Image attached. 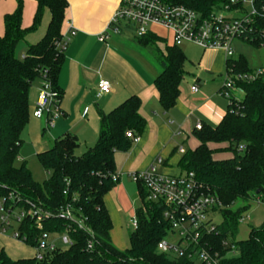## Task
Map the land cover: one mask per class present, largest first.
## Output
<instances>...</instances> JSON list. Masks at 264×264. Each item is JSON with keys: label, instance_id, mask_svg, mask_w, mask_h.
<instances>
[{"label": "trees", "instance_id": "trees-1", "mask_svg": "<svg viewBox=\"0 0 264 264\" xmlns=\"http://www.w3.org/2000/svg\"><path fill=\"white\" fill-rule=\"evenodd\" d=\"M204 15L219 0H171ZM37 9L28 29L23 27V3L18 1L16 10L4 17V33L0 36V199L9 200L24 210L57 213L70 206L71 211L84 220L80 228L76 222L58 217L42 220L27 217L20 227L27 237L26 244L36 248L42 233H67L73 244L66 250H56L45 255L42 261L33 258L13 260L0 250V264H193L186 258L172 259L157 251L158 244L166 238L169 225L162 218V208L146 202V191L138 185L143 210L137 213L138 230L130 237L126 251L117 250L111 241L112 221L104 198L115 188L118 176L115 154L127 152L132 141L128 132L141 135L146 121L140 116L141 101L137 96L128 98L108 114H100L99 135L96 145L77 156L79 147L76 136L66 134L56 139L50 149L37 155L48 175L40 184L26 165L16 166L25 131L33 111H30V92L36 82H47L57 94L60 107L62 91L58 77L64 64L62 29L67 0H36ZM50 13L44 37L28 46L22 59L16 57L17 45L40 28L45 13ZM256 36L251 45L260 47L264 38V17L254 25ZM263 39V40H261ZM141 48H150L161 69L154 81L159 102L164 112L177 103L180 85L186 76L188 60L181 48L169 46L154 34L134 37ZM253 72L243 57L226 60V76H245ZM242 98L228 99V111L221 123L213 128L203 125L193 136L199 142L194 151L184 153L179 163L182 173H194L198 182L209 187L222 203V222L216 229L215 250L219 264H264V224L252 228L249 238L235 241L242 215L250 208L253 199L264 195V75L254 81L237 83ZM224 88H221V92ZM210 144H228L233 157L215 161ZM259 193V194H258ZM241 202L242 206L233 210ZM229 240L237 255L227 257L229 248L222 242ZM92 248L89 249V245Z\"/></svg>", "mask_w": 264, "mask_h": 264}, {"label": "crops", "instance_id": "crops-1", "mask_svg": "<svg viewBox=\"0 0 264 264\" xmlns=\"http://www.w3.org/2000/svg\"><path fill=\"white\" fill-rule=\"evenodd\" d=\"M18 1L0 0V36L4 33L5 15L16 10ZM20 1L24 6L23 27L28 29L33 22L37 2ZM67 2L62 40L68 37L70 29L76 34L71 37L64 51L65 60L58 77V86L63 94L60 104L62 116L54 121L53 127L48 126L47 117L41 120L30 117L22 135L23 144L17 162L28 167V161L50 149L55 140L52 142L50 139L46 140L45 135L51 134L54 127L64 126L76 131V134L71 135L78 138L80 145L79 138L85 139L86 136L78 128L84 127L90 113L91 117L94 116V111L95 115L98 114L96 130L98 140L100 114H108L128 98L137 96L141 101L139 114L146 121V127L141 135L137 136L140 138L137 144L132 142L127 152L115 154L118 182H121L124 176L132 181L130 174L146 171L151 167L162 175H183L184 173L178 175L177 170L183 156L177 149L180 140L186 138L187 142L191 143L190 150H196L199 142L193 136V132L197 126L207 125L215 128L228 111L229 101L221 94L225 80L217 92L212 91L209 85L210 79L216 80L217 76H221L223 60H227L225 53L217 50L203 51L198 48L200 53L197 55H185L188 62L185 65L186 76L180 85L179 98L170 111L164 112L154 85L161 72L157 63L156 69L151 70L124 57L121 52L124 46L120 39L125 33L117 35L108 29L121 0H67ZM152 32L165 40L169 46H173L171 33L170 36H160L153 30ZM102 36H106V40L101 41ZM36 40L32 38L28 46L35 44ZM102 80L110 82L111 92L98 98V86ZM194 86H198L199 93L192 92ZM41 89L40 81L31 89V112L36 108ZM216 146L218 145L210 144L209 148ZM75 154L81 156L77 150ZM159 159L162 163L158 162ZM110 194L111 192L104 198L109 213L110 208L106 200ZM117 194L118 189L115 190V196ZM7 255L13 259L12 255L8 253Z\"/></svg>", "mask_w": 264, "mask_h": 264}, {"label": "built area", "instance_id": "built-area-1", "mask_svg": "<svg viewBox=\"0 0 264 264\" xmlns=\"http://www.w3.org/2000/svg\"><path fill=\"white\" fill-rule=\"evenodd\" d=\"M263 17L264 0H219L206 15L175 5L171 0H121L108 29L117 35L128 32L134 37L142 38L147 34H154L151 30L153 27H159L171 33L172 45L175 47L194 45L203 51H222L227 59H231L234 56L232 45L235 40H246L249 43L257 40L254 25ZM75 34L70 29L68 37L58 46L65 50ZM258 38H264V34H260ZM100 40H106V36H102ZM260 75H264V69L245 76H226L222 96L228 100L236 95L239 81H254ZM98 87V98L111 92L109 81L102 80ZM192 92L199 93L198 86H194ZM238 92L240 94V90ZM56 103L57 94L52 91L49 83L42 82L33 118L41 120L47 117L48 126L53 127L54 121L62 116ZM201 127L198 125L197 130ZM126 136L134 144L140 141L133 132H128ZM178 152L184 154L182 148ZM158 162L162 163V160L159 159ZM130 179L143 186L146 202L163 209L162 218L168 223L169 231L157 246L159 253L172 259L186 258L193 264L220 263V255L215 250V239L216 229L221 224L216 223V216L221 215L222 203L209 187L198 182L192 172L180 176H166L158 173L154 167L132 173ZM118 180L119 175L113 177V181ZM12 202V195L9 200L0 199V234H7L12 229L14 238L21 242L27 241V237L20 232L27 217H37L38 228H42V220L50 217L76 222L80 228L84 227V220L77 217L70 206L51 213L32 209L27 211ZM130 226L133 231L138 230L137 216L130 220ZM57 234L64 235L62 242L68 248L72 246L73 242L67 233H42L35 248L37 260L42 261L47 253L60 250L48 241L50 236ZM169 238L173 240L170 241ZM222 247L229 248L227 257L237 254L236 247L229 240L223 241ZM91 248L92 244L89 245V249Z\"/></svg>", "mask_w": 264, "mask_h": 264}, {"label": "rangeland", "instance_id": "rangeland-1", "mask_svg": "<svg viewBox=\"0 0 264 264\" xmlns=\"http://www.w3.org/2000/svg\"><path fill=\"white\" fill-rule=\"evenodd\" d=\"M23 3V2H22ZM8 4V3H6ZM7 6V5H4ZM24 7V6H23ZM50 22V14L46 11L43 22L36 33L29 35L24 41H21L16 48V57L22 59L26 54L28 49V43H31L32 38L37 40L34 43L40 41L47 30L48 24ZM151 30L159 34L160 36H170V32L166 29H161L154 27ZM170 38V37H169ZM122 45L124 46L123 53L124 57L134 61L138 65H142L148 69H156V61L154 59L153 51L150 48L139 47L134 36L131 33L125 32L121 37ZM232 49L234 56L231 58L234 61L243 57L247 62L248 68L253 72H259L264 69V45L256 47L251 45L246 40L237 39L233 42ZM181 51L188 56L197 55L200 53L198 47L194 45H184ZM226 79V60H223V72L221 76H217L216 80H209L210 89L217 92L223 80ZM239 87L235 90V94L241 99L243 96L238 92ZM221 96V95H220ZM96 114V111H94ZM91 117L89 115V120L86 121L84 127H79L78 130L84 133L85 139H80V145L77 148L78 155H83L84 151L89 148H93L97 143V133L98 130V114ZM97 119V122L95 120ZM94 122V125H93ZM66 133L76 134V131H71L64 126L54 127L51 134H46L45 139L54 141L63 137ZM52 135V137H51ZM184 143H183V142ZM190 144L187 142L186 138L180 140V146L177 148L184 149L187 153L190 150ZM213 151V159L215 161L229 160L233 157V153L229 151L228 144L218 145L211 149ZM80 153V154H79ZM16 166L20 167L21 164L16 162ZM28 168L30 169L33 178L40 184H43L47 179L48 175L42 169L37 156L28 161ZM178 175L182 173L180 167H177ZM118 189V194L115 196V190ZM105 203V201H104ZM106 204L110 208L109 216L112 221V230L110 233L111 241L113 246L119 251H126L130 247V237L133 233V229L130 226V220L137 216L140 210H143V203L140 195V190L137 184L130 181L126 176H124L121 182H118L115 188L111 191V194L106 200ZM106 206V205H105ZM242 206L241 202H237L233 206V210L238 209ZM107 208V207H106ZM109 212V211H108ZM242 222L240 221L238 225L237 234L235 241H245L249 238V234L252 228H259L264 224V195L260 197V201L253 199L250 202V208L242 215ZM222 222V216H216V223ZM64 235L57 234L49 237V242L53 243L58 249L66 250L68 246L62 242ZM169 240H173L169 238ZM3 249L6 253L12 255L13 259H23L32 258L36 255L35 248L27 245L24 242L16 240L14 238V231L11 229L7 234H0V250ZM237 255V254H235ZM234 255V256H235Z\"/></svg>", "mask_w": 264, "mask_h": 264}, {"label": "water", "instance_id": "water-1", "mask_svg": "<svg viewBox=\"0 0 264 264\" xmlns=\"http://www.w3.org/2000/svg\"><path fill=\"white\" fill-rule=\"evenodd\" d=\"M259 194V193H258Z\"/></svg>", "mask_w": 264, "mask_h": 264}]
</instances>
